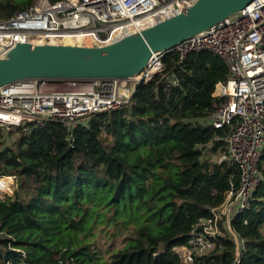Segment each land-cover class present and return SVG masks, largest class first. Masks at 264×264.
Returning <instances> with one entry per match:
<instances>
[{"label": "trees", "instance_id": "obj_1", "mask_svg": "<svg viewBox=\"0 0 264 264\" xmlns=\"http://www.w3.org/2000/svg\"><path fill=\"white\" fill-rule=\"evenodd\" d=\"M36 1L0 0V23ZM163 64L165 78L141 83L128 106L80 123L72 141L60 123L17 132L0 126V177L14 176L17 184L12 196L0 198V264H181L175 248L230 190L232 170L211 162L218 146L211 156L199 149L227 132L214 130L209 118L216 85L229 72L207 51L181 62L168 53ZM239 179L235 174L237 188ZM95 202L108 222L117 223L120 205L145 218L109 259L61 237L63 230L86 229ZM231 226L242 241L239 264H264V183ZM225 232L213 252L196 257L198 264L235 263L237 246Z\"/></svg>", "mask_w": 264, "mask_h": 264}, {"label": "built area", "instance_id": "obj_2", "mask_svg": "<svg viewBox=\"0 0 264 264\" xmlns=\"http://www.w3.org/2000/svg\"><path fill=\"white\" fill-rule=\"evenodd\" d=\"M195 1L37 0L27 10L0 23V58L17 43L28 41L109 45L179 14ZM66 35L73 39L67 41ZM196 51L217 55L228 67L227 79L216 85L213 96L218 103L209 118L214 130L227 132L199 149L210 155L211 149L218 146L211 159L230 168L233 175L222 205L200 219L187 243L175 251L181 264H198L196 257L213 252L214 240L227 231L237 246L235 262L239 264L242 241L232 229V220L249 207L256 187L264 183V0H253L237 14L184 41L170 53H177L181 62ZM167 54H153L148 66L132 79H30L2 86L0 126L17 132L24 126L60 123L70 131L72 141L80 123L128 106L141 83L157 75L165 78L163 59ZM168 82L177 85L178 79L170 76ZM16 137L9 140V145ZM235 174L240 176L238 188ZM5 178L12 182L3 193H13L16 177Z\"/></svg>", "mask_w": 264, "mask_h": 264}, {"label": "water", "instance_id": "obj_3", "mask_svg": "<svg viewBox=\"0 0 264 264\" xmlns=\"http://www.w3.org/2000/svg\"><path fill=\"white\" fill-rule=\"evenodd\" d=\"M252 1L196 0L179 14L105 46L17 43L0 58V87L30 79H132L148 66L153 54L170 53Z\"/></svg>", "mask_w": 264, "mask_h": 264}, {"label": "rangeland", "instance_id": "obj_4", "mask_svg": "<svg viewBox=\"0 0 264 264\" xmlns=\"http://www.w3.org/2000/svg\"><path fill=\"white\" fill-rule=\"evenodd\" d=\"M67 35V41L73 39ZM71 44L73 42H70ZM214 163V160L211 159ZM10 177V176H5ZM0 177V198L4 199L7 196H12L15 190L6 194L3 191L8 190V186L12 182L9 178ZM17 187V184H15ZM15 187V189H16ZM101 205L100 202L92 204L89 215L87 216V222L85 223L86 229L76 234H68L69 232L63 230L62 238L63 242L70 240L72 246L92 245L93 248L98 249L105 259H109L111 254L120 249L127 242L130 234L136 229L141 222L144 221V217L134 211H130L131 207H117V223L108 222L107 217L103 213H98L97 208ZM150 222V221H149Z\"/></svg>", "mask_w": 264, "mask_h": 264}, {"label": "bare ground", "instance_id": "obj_5", "mask_svg": "<svg viewBox=\"0 0 264 264\" xmlns=\"http://www.w3.org/2000/svg\"><path fill=\"white\" fill-rule=\"evenodd\" d=\"M66 36H67V35H66ZM70 37H73V36H70ZM46 43H47V44H52V42L49 41V40H46Z\"/></svg>", "mask_w": 264, "mask_h": 264}]
</instances>
